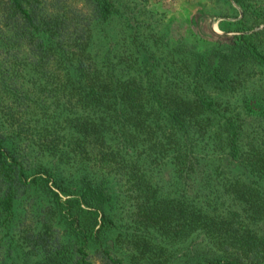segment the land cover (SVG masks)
Returning <instances> with one entry per match:
<instances>
[{
    "label": "trees",
    "instance_id": "1",
    "mask_svg": "<svg viewBox=\"0 0 264 264\" xmlns=\"http://www.w3.org/2000/svg\"><path fill=\"white\" fill-rule=\"evenodd\" d=\"M134 5L0 0V264H66L72 255L74 264H92L91 255L125 264L104 242L116 227L104 177L70 182L28 167L32 135L42 155L71 141L102 170L127 171V228L115 242L142 264H174L158 240L183 242L191 256L182 264H264V153L243 144L239 119L206 92L224 86L229 59L264 70V53L238 32L230 58L204 50L169 65ZM166 169L171 192L159 182ZM37 192L47 204L27 224ZM53 222L70 244L64 255Z\"/></svg>",
    "mask_w": 264,
    "mask_h": 264
},
{
    "label": "rangeland",
    "instance_id": "2",
    "mask_svg": "<svg viewBox=\"0 0 264 264\" xmlns=\"http://www.w3.org/2000/svg\"><path fill=\"white\" fill-rule=\"evenodd\" d=\"M130 2L135 4L133 15L136 21L143 23L147 30H152V40L157 39L156 46L162 49L157 56L169 65L181 64L179 57H188L191 53L204 50L210 51L215 58L225 54L230 58L234 56L231 39L238 32L250 34V40L264 53V0H130ZM116 23L113 22L114 28ZM169 47L172 49L170 53L173 54L165 55L163 50ZM224 65L226 67L224 86L206 92L226 103L229 113L239 119L244 137L243 144L244 141L253 140L258 144V150L264 153V70L248 58L229 59ZM31 138V144L23 146L22 151L28 167L45 166L55 176H62L70 182H74L83 174L97 181L104 177L105 184L115 194V200L108 210L116 224V227L104 236L105 245L113 256L121 258L125 264H142L141 259L132 255V250L125 241L115 242L116 233L127 228L125 208L127 203L131 202L124 201L125 194L129 192L125 182L128 178L127 171L116 166L111 170H102L81 152H77V149H71V141L68 145H61L60 150H56L53 155H42V150L37 146V137L32 135ZM91 147L92 145H86L87 150ZM88 154H91V151ZM170 176L169 169L163 170L159 182L163 183L164 190L171 192L177 185H172L171 180L167 182ZM41 195L37 192L36 203L24 209L27 224H34L37 217L40 220L39 215L43 213V208L47 204V200ZM52 227L60 237L59 242L64 255L70 246L68 239L62 232L61 224L53 222ZM152 244L154 248L161 245L165 254L170 253L174 264H182L191 256V252L184 248L183 242L178 244L169 240L161 242L158 240ZM89 258L92 264H101L96 256L91 255ZM68 260L66 264H74L73 255Z\"/></svg>",
    "mask_w": 264,
    "mask_h": 264
}]
</instances>
